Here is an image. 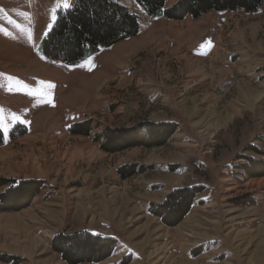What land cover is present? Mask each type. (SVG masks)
<instances>
[{
	"label": "rangeland",
	"instance_id": "1",
	"mask_svg": "<svg viewBox=\"0 0 264 264\" xmlns=\"http://www.w3.org/2000/svg\"><path fill=\"white\" fill-rule=\"evenodd\" d=\"M116 1L140 34L68 64L43 52L63 0H0V179L45 184L29 207L0 213V264H66L53 238L85 230L117 240L100 264H264V177L240 169L264 160V6L169 21ZM83 122L90 135L72 134ZM163 123L178 131L158 147L111 153L98 141ZM18 125L27 134L11 139ZM124 166L136 174L121 177ZM192 186L178 226L148 212Z\"/></svg>",
	"mask_w": 264,
	"mask_h": 264
},
{
	"label": "trees",
	"instance_id": "2",
	"mask_svg": "<svg viewBox=\"0 0 264 264\" xmlns=\"http://www.w3.org/2000/svg\"><path fill=\"white\" fill-rule=\"evenodd\" d=\"M134 1L144 8L150 19L169 21L199 19L211 12L253 14L264 6V0H179L172 6H168V0ZM139 34V18L126 5L116 0H71L70 7L56 12L55 24L43 41V52L49 60L75 64ZM91 131L89 122L71 127V133L76 135L89 136ZM177 131L175 123L148 124L137 130L106 131L98 141L103 139L102 149L114 153L133 147L164 145ZM26 134V128L18 125L11 131L10 138ZM4 142L0 131V144ZM240 169L253 177H264V160L247 159ZM134 174L135 166L120 168L123 178ZM44 186L43 181L0 179V188H5L0 192V213L29 207ZM200 192L199 186L175 188L160 204H150L148 212L163 225L176 227L191 213ZM117 245L113 237L86 230L76 234L59 233L52 240V248L66 264H100L114 255Z\"/></svg>",
	"mask_w": 264,
	"mask_h": 264
},
{
	"label": "snow or ice",
	"instance_id": "3",
	"mask_svg": "<svg viewBox=\"0 0 264 264\" xmlns=\"http://www.w3.org/2000/svg\"><path fill=\"white\" fill-rule=\"evenodd\" d=\"M63 7H65V8L70 7V4H69L68 0H63ZM14 119H18V118H17V117H14ZM0 128H3L4 131H7V128H6V126L4 125L2 119H0Z\"/></svg>",
	"mask_w": 264,
	"mask_h": 264
},
{
	"label": "crops",
	"instance_id": "4",
	"mask_svg": "<svg viewBox=\"0 0 264 264\" xmlns=\"http://www.w3.org/2000/svg\"><path fill=\"white\" fill-rule=\"evenodd\" d=\"M70 4V3H69Z\"/></svg>",
	"mask_w": 264,
	"mask_h": 264
}]
</instances>
